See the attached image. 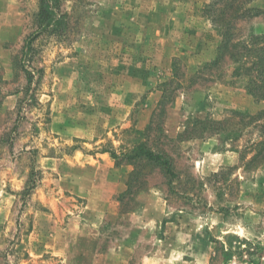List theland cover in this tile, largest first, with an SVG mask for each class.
Returning <instances> with one entry per match:
<instances>
[{"label": "rangeland", "instance_id": "obj_1", "mask_svg": "<svg viewBox=\"0 0 264 264\" xmlns=\"http://www.w3.org/2000/svg\"><path fill=\"white\" fill-rule=\"evenodd\" d=\"M208 2L0 0V264H264V101Z\"/></svg>", "mask_w": 264, "mask_h": 264}, {"label": "trees", "instance_id": "obj_2", "mask_svg": "<svg viewBox=\"0 0 264 264\" xmlns=\"http://www.w3.org/2000/svg\"><path fill=\"white\" fill-rule=\"evenodd\" d=\"M257 0H210L203 8L202 13L209 18L214 30L220 36V42L216 49V56L210 65L217 66L225 59H229L235 64L233 76L246 79L245 89L255 101H264V30H252L248 34H243L241 23L253 20L258 17L264 18V6L257 4ZM45 10L49 17V26L59 21L56 10L50 3H47ZM33 37L28 41L30 44ZM175 58L173 66L176 67ZM173 74H176L173 71ZM169 81V80H168ZM165 82L163 94L160 100L161 108L153 113L152 118H158L165 112L164 107L170 101L172 95L169 93L168 86L172 83ZM161 112V113H160ZM235 113H240L234 111ZM162 116L157 121L158 130L162 129ZM258 119H264V108L259 112ZM197 119L196 122H204ZM208 123L210 121H207ZM152 127V122L149 128ZM259 155L264 154V141L262 148L258 151ZM128 158H142L158 164L169 176L170 185L177 178V173L173 168L170 158L165 152L154 151L147 146L140 145L129 154Z\"/></svg>", "mask_w": 264, "mask_h": 264}]
</instances>
